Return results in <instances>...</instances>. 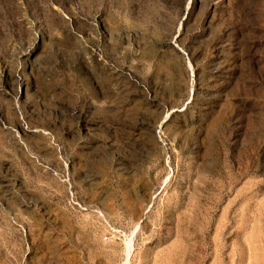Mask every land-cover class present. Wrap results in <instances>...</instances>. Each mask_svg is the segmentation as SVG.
<instances>
[{
	"label": "rangeland",
	"instance_id": "374dc122",
	"mask_svg": "<svg viewBox=\"0 0 264 264\" xmlns=\"http://www.w3.org/2000/svg\"><path fill=\"white\" fill-rule=\"evenodd\" d=\"M0 264H264V0H0Z\"/></svg>",
	"mask_w": 264,
	"mask_h": 264
}]
</instances>
